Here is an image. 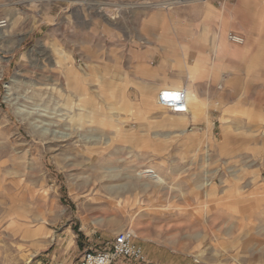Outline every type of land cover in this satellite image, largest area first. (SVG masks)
<instances>
[{"label":"rangeland","instance_id":"obj_1","mask_svg":"<svg viewBox=\"0 0 264 264\" xmlns=\"http://www.w3.org/2000/svg\"><path fill=\"white\" fill-rule=\"evenodd\" d=\"M167 1L0 0V264H77L126 228L146 261L117 264H264V0ZM191 66L196 116L140 111Z\"/></svg>","mask_w":264,"mask_h":264},{"label":"built area","instance_id":"obj_2","mask_svg":"<svg viewBox=\"0 0 264 264\" xmlns=\"http://www.w3.org/2000/svg\"><path fill=\"white\" fill-rule=\"evenodd\" d=\"M6 24L5 19H0V26ZM227 39L235 44H242L244 37L234 31H229L226 34ZM185 91L179 89L172 91L171 89H162L158 92L157 103L163 108L175 109L183 108L178 112L185 111ZM137 234L131 228L123 229L117 232L107 249L92 250L86 249L77 264H117L118 259H129L135 263L146 261L144 252L141 246L137 243Z\"/></svg>","mask_w":264,"mask_h":264},{"label":"crops","instance_id":"obj_3","mask_svg":"<svg viewBox=\"0 0 264 264\" xmlns=\"http://www.w3.org/2000/svg\"><path fill=\"white\" fill-rule=\"evenodd\" d=\"M183 1H191V0H176V1H167L165 3L167 4H171V3H179V2H183ZM139 5V4H138ZM142 5H145V4H142ZM203 9H207L209 11H211L213 9L212 5H202ZM209 16H210V19L212 18L211 14L209 13ZM255 42H261L259 39H255L254 40ZM263 41H264V38H263ZM252 45L249 44V45H246L243 47V51H244V54L247 56V59H246V64L249 68V70H252L253 69V65L255 66L256 64L259 65L260 64V58L255 56L256 55V52L258 51H254L252 50ZM260 47V45L258 46V48ZM262 52V51H261ZM138 64L135 65L136 67H141V71L143 72L142 75H147V70H149L150 66H149V63L147 62H143V61H139L137 62ZM135 67V68H136ZM196 69L195 67L191 66V68H189V72H188V75H186V81L184 84L180 85V82L179 80L178 81H175L171 84H168V83H164L163 82L160 84V83H157L156 86H151V84H145L143 82H141V87H140V94H141V98H140V102H141V112L142 113H149L150 110L152 109V107H155L157 105V109L161 112V113H165L166 111L164 109L166 108H163L162 106L158 105L157 103V98L156 100H154L153 98V95H155V92L156 91V97L158 95V92L162 89H171V88H175V89H183L185 91V106L187 108V111H184V112H172V117H186V114L187 113H191V115H189L188 120L190 118H193L194 116H196V114L199 112L200 110V104H199V100L197 98V95L196 93L191 89L192 88V85L187 83L189 80H191V82H193V78H195V75H196ZM137 79V78H135ZM130 81H134L133 78H130ZM126 97H127V100H129V102H132L131 101V98H130V94L128 93V89H126ZM168 110V109H166ZM170 111V110H169ZM188 116V115H187ZM171 117V116H169ZM181 120L183 121V126L187 123L185 121L184 118H181ZM197 261V260H196Z\"/></svg>","mask_w":264,"mask_h":264},{"label":"bare ground","instance_id":"obj_4","mask_svg":"<svg viewBox=\"0 0 264 264\" xmlns=\"http://www.w3.org/2000/svg\"><path fill=\"white\" fill-rule=\"evenodd\" d=\"M67 70H68V72H69V74H71L70 75V78H69V81L71 82V80H72V82H73V85H77L78 84V79H79V75H75V72H74V70H73V67H72V65H71V63L69 62L68 63V65H67V68H66ZM74 77H76L75 78V81H74ZM71 79V80H70ZM123 90V89H122ZM125 90V89H124ZM171 90L172 91H176V90H178V89H175V88H171ZM159 105V104H158ZM167 109V108H166ZM183 108H175V109H173V108H171V109H168V110H170V111H172V112H177L178 113V110H182ZM185 111H187V108H186V106H185ZM148 170H150V169H148ZM138 175H145V176H148V177H150V179L152 178V179H155L156 181H161V179L159 178V176L157 175V174H155L153 171H142V172H139L138 173ZM106 188V187H105ZM119 189V188H118ZM110 193V192H109Z\"/></svg>","mask_w":264,"mask_h":264}]
</instances>
